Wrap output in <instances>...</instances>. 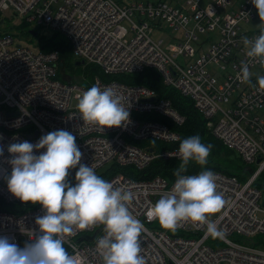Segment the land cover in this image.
<instances>
[{"label": "built area", "instance_id": "obj_1", "mask_svg": "<svg viewBox=\"0 0 264 264\" xmlns=\"http://www.w3.org/2000/svg\"><path fill=\"white\" fill-rule=\"evenodd\" d=\"M5 13L35 27L47 26L63 33L73 55L97 65L104 74L116 76L156 69L165 85L193 101L216 138L234 149L245 163L257 164L258 171L244 182L235 175L212 170L225 203L210 214V220L224 230L223 238H212L206 234V224L190 220L182 221L175 232L147 225L156 221L148 216L150 208L170 191L175 179L169 181L158 175L133 179L121 172L109 176L102 173V178L114 187L130 189L135 194L128 207L144 224L141 254L146 264H264V248L252 241L257 235H264L263 192L254 186L256 176L264 170V88L257 80L264 75V63L259 57L248 56L249 46L243 42L244 37L255 39L261 33V29L245 27L258 15L251 0H0V14ZM164 25L180 30L177 43L163 47V39H153L152 33ZM179 55L184 58L182 64L174 59ZM57 61V51L35 52L14 45L10 32H0L3 201L23 202L2 183L11 169L7 161L12 154L7 146L23 140L35 143L40 136L57 129L75 135L83 153L81 162L93 166L95 171L111 163L142 170L156 156L181 158L178 148L156 154L152 148L133 143L147 138L179 140V133L168 124L134 116L155 112L174 124H183L185 117L169 99L158 98L154 90L144 85L96 77L93 84L115 87L122 103L129 100L131 105L126 125L104 126L102 131L82 119L77 103L71 104L93 84L83 88L72 79L61 81L57 78ZM241 62L249 66L250 82L238 78ZM9 112L17 113L8 115ZM35 131L38 133L34 136ZM43 150L34 149L37 153ZM29 204L31 207L21 212L0 210V236L18 246L21 237L25 243L31 242V234L38 229L35 218L44 214L39 203ZM89 231L93 234H84ZM102 235L100 224L63 235L74 264H102L96 247Z\"/></svg>", "mask_w": 264, "mask_h": 264}, {"label": "clouds", "instance_id": "obj_2", "mask_svg": "<svg viewBox=\"0 0 264 264\" xmlns=\"http://www.w3.org/2000/svg\"><path fill=\"white\" fill-rule=\"evenodd\" d=\"M264 19V0H251ZM247 55L259 57L264 63V29L255 39L243 38ZM252 73L241 62V81L250 82ZM264 88V75L257 77ZM122 96L113 86L101 88L93 84L77 97L78 113L83 120L104 126H123L130 120V101L122 103ZM44 150L35 152L34 149ZM212 145L201 141L199 135L180 140L178 151L181 162L175 169L174 184L150 208L148 216L156 219L164 229L175 232L182 221L206 224V234L223 238L225 232L209 219L210 214L222 208L225 200L217 191V176L211 169L186 174L191 162L200 166L208 163ZM11 165L6 176L10 193L21 201L39 203L44 214L35 218L38 229L31 242L23 247L0 236V264H74L64 247V234L74 229L103 225L104 235L97 239L102 264H146L141 254L143 222L130 211L128 204L134 193L114 187L94 170L81 162L82 151L74 134L65 129L50 131L33 143L29 140L7 146ZM4 149L0 148V156ZM78 168H76V166ZM76 168L71 183L69 169Z\"/></svg>", "mask_w": 264, "mask_h": 264}, {"label": "trees", "instance_id": "obj_3", "mask_svg": "<svg viewBox=\"0 0 264 264\" xmlns=\"http://www.w3.org/2000/svg\"><path fill=\"white\" fill-rule=\"evenodd\" d=\"M10 28L11 27L9 26V24H7L6 26H4V28H0V32H9ZM40 46L41 52H58L57 67L58 65L60 66L63 64V68L65 69L71 66V64H74L73 62H71L73 53L71 46L67 40L59 42L52 37L43 38ZM90 69L94 70V76L99 77L102 80L115 78L125 83L140 84L154 90L158 98L169 99L174 109L179 114L185 117L184 123L178 125L171 123L167 118L165 119V117H162L155 112L142 114L135 113L134 116L136 118L159 120L168 124L173 130H176L179 133L180 138L177 142H164L154 138H147L144 140H136L133 142L134 144L146 147L148 149L152 148L153 151L158 154L165 149L171 150L174 148H178L180 140L185 137L191 135H199L203 143L212 145L208 157V163L202 167L195 162H191L188 166L186 174H193L206 168L211 170H219L227 174L235 175L239 180V177H243V180L245 181L249 177V175H251L252 172L257 169L258 166L256 163H245L234 149L226 146L220 139L216 138L207 128L206 120L203 114L194 106L193 101L189 97L180 94L176 89L165 85L161 74L156 69L145 68L143 71L138 73L120 74L116 76L104 74L98 66L90 67ZM57 78L60 79L58 71ZM60 80L62 81V79ZM92 84L93 83L87 85L86 87H89ZM180 162L181 158H165L163 156H156L142 170H135L131 166H119L118 164L111 163L105 169V174L109 176L121 172L129 177H132L133 179H150L158 175L169 181H173L174 179H176L174 175L175 169L180 164ZM245 166H248L252 169L251 173L246 174L245 171H243ZM67 179L70 180L69 177H67ZM72 183H74V180L72 181ZM254 186L264 193V170H262L256 176L254 180ZM29 203L30 202L27 201H23L21 203H6L0 198V210L9 212H21L31 207V204ZM252 241L254 245L264 248V235H257ZM64 247L68 251L65 244Z\"/></svg>", "mask_w": 264, "mask_h": 264}, {"label": "rangeland", "instance_id": "obj_4", "mask_svg": "<svg viewBox=\"0 0 264 264\" xmlns=\"http://www.w3.org/2000/svg\"><path fill=\"white\" fill-rule=\"evenodd\" d=\"M123 23L125 25H127L126 22H123ZM7 24H9V26L11 27L9 29V32L14 36V45L19 44V45H21L23 47H27V48L35 51V52L40 51V48H41L40 43L42 42L43 38H51L52 37L59 42L67 40L66 36L63 33L56 31L50 27L40 26V25L35 27L34 26L35 24H32V23L27 24V23L23 22V20L20 19L19 17L13 16L10 13L0 14V28H4V26H6ZM32 27L36 28V30L39 31V35L32 36L28 33V30ZM245 27L247 29H250V30L262 29L264 27V19H260L259 16L257 15L255 19L246 23ZM152 37L154 40L163 39L162 46L166 47L170 42L177 43L178 39L181 37V32H180V30H176V29L168 27L167 25H164V28H162V30L153 32ZM72 57L73 58H72L71 62L74 63V61L78 60L77 57L74 56L73 54H72ZM174 59L177 62L182 64L184 58L181 55H179V56H176ZM96 66L97 65H95V64L91 65V63L85 62L84 64H81L78 66H76L75 64H73V65L71 64V66L64 69L63 64H62L60 66L58 65L57 71H58V74L60 76V79H62V81L67 82L68 77H70L73 81H77L80 87L85 88L87 85H89L95 81L96 76L93 75L94 70L90 69V67H96ZM76 103H77V100L72 99L71 104L74 105ZM106 168H107L106 166L100 167L96 171L97 174L101 176L102 173L105 172ZM251 170L252 169L248 166H245L243 169V171H245L246 174L251 173ZM251 175H249V176H251ZM6 176L2 181L3 184H6ZM239 178H240L241 182H244L243 177H239ZM73 180H74L73 178H70L69 181L72 183ZM258 215H259V217H262V213H259ZM209 219H212V217L209 216ZM147 225L153 226L156 228H163V227H161V225L158 223L157 220L155 222H153L151 225H149V224H147ZM84 234H93V232L89 231V232H85ZM81 235H79L78 238ZM191 236H194V235H191ZM24 245H25V240L21 237L19 246L23 247Z\"/></svg>", "mask_w": 264, "mask_h": 264}, {"label": "water", "instance_id": "obj_5", "mask_svg": "<svg viewBox=\"0 0 264 264\" xmlns=\"http://www.w3.org/2000/svg\"><path fill=\"white\" fill-rule=\"evenodd\" d=\"M28 33L30 34V35H32V36H37V35H39V31L38 30H36V29H34V28H30L29 30H28ZM85 63V60H77V61H75L74 62V64L76 65V66H78V65H81V64H84ZM67 82H71V78L70 77H68V81ZM152 99V98H151ZM17 112H9L8 113V115H10V114H16ZM37 131H35L34 132V136L35 135H37ZM259 161V160H258ZM75 171H76V169H73V170H71V171H69V173H68V176L69 177H74V174H75ZM258 170H256V172H257ZM262 205H264V193H263V198H262Z\"/></svg>", "mask_w": 264, "mask_h": 264}]
</instances>
